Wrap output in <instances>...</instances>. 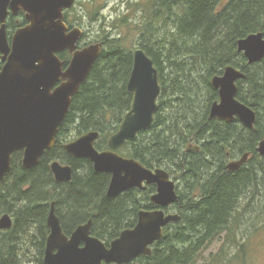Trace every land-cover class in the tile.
Returning <instances> with one entry per match:
<instances>
[{
	"label": "trees",
	"instance_id": "obj_1",
	"mask_svg": "<svg viewBox=\"0 0 264 264\" xmlns=\"http://www.w3.org/2000/svg\"><path fill=\"white\" fill-rule=\"evenodd\" d=\"M79 2L64 13L70 28L84 29L76 10ZM130 7L136 11L131 16L101 25L94 42L102 44L100 56L73 96L55 146L32 168L23 165L24 150L12 154L11 168L0 181V217L9 213L14 224L11 229H0V264H46L47 216L53 201L64 232L70 235L92 219L91 234L107 246L122 230L135 226L141 209L158 208L151 201L156 185L109 198L111 173L95 171L89 158L72 156L64 148L72 136L90 131L100 134L95 143L98 150L108 148L109 138L132 107L134 94L127 84L136 44L153 59L162 92L153 124L118 152L170 173L177 183L178 199L165 210L181 219L164 227L151 255H140L126 264H194L218 235L231 234L234 225L243 223L251 200L264 197V157L257 151L264 138V58L250 64L238 51L240 38L264 32V0H136ZM102 8L98 4L93 17ZM27 22L23 12H10L9 34ZM125 28L127 37H136L122 36ZM84 37L85 32L79 48L93 44ZM58 54L67 67L71 52ZM227 65L246 73L238 81L237 97L256 111L253 129L239 120L210 117V107L219 98L211 78L221 75ZM198 80L208 87L206 98ZM190 144L199 145L200 150L188 151ZM245 153L249 154L246 163L229 170L228 163ZM55 160L72 166L71 181L56 180L51 169ZM236 213L239 220L234 222ZM38 235V253L25 258L32 256L27 242L32 245Z\"/></svg>",
	"mask_w": 264,
	"mask_h": 264
},
{
	"label": "water",
	"instance_id": "obj_2",
	"mask_svg": "<svg viewBox=\"0 0 264 264\" xmlns=\"http://www.w3.org/2000/svg\"><path fill=\"white\" fill-rule=\"evenodd\" d=\"M76 0H0V181L11 168L12 154L24 150L23 165L32 168L56 144V136L64 121L73 96L89 76L100 56L102 44L93 43L83 48L78 43L83 35L80 27L70 28L64 21V12ZM25 11L27 23L17 28L11 42L8 37L9 13ZM68 50L72 58L67 67L59 57ZM238 51L243 52L250 64L264 58V32H254L238 40ZM244 71L227 65L221 75H214L212 86L219 91V99L211 105L210 117L232 122L239 119L249 128H255L256 111L238 99V81ZM128 90L134 94L131 109L126 113L117 132L108 140V148L95 146L100 134L90 131L64 144L75 157L89 158L97 172L111 173L107 189L109 198L138 188L146 190L156 185L151 201L158 209H141L134 227L122 230L110 246L91 234L93 220L79 225L70 235L62 227L51 203L47 217L50 233L46 239V264H126L140 255H151L152 245L163 236L164 227L179 221L177 213L165 208L178 199L177 183L164 168H149L134 157L121 155L118 150L128 140L149 128L155 120L158 99L162 92L158 70L153 59L142 47L134 49V64L128 81ZM190 144L188 151L199 150ZM264 156V138L258 144ZM249 158L228 163L229 170L241 168ZM52 172L58 181H71L73 168L55 160ZM13 218L6 213L0 217V229H10Z\"/></svg>",
	"mask_w": 264,
	"mask_h": 264
},
{
	"label": "rangeland",
	"instance_id": "obj_3",
	"mask_svg": "<svg viewBox=\"0 0 264 264\" xmlns=\"http://www.w3.org/2000/svg\"><path fill=\"white\" fill-rule=\"evenodd\" d=\"M79 1L77 3L78 7H76L77 15L81 18L82 27L85 30L84 39L86 42L89 41L91 43L96 42V36L97 33L101 32L102 24L112 23L113 21L117 22V20L122 19L124 16H131V13L136 12L130 7V4L135 3L136 0ZM98 4L102 5L103 8L96 17H93V10ZM21 11L23 12V10ZM134 20L138 21V19ZM108 27H111V24H108ZM120 33L126 37L129 35L126 28ZM135 37L136 35H132L127 38L131 39ZM136 46L137 44L133 49L137 48ZM197 83L200 86L201 93L205 94L206 98L209 90L205 81L199 82L198 80ZM78 137L72 136L68 142ZM238 220L239 214L236 213L234 222ZM238 223V225H234L235 230L233 233L223 232L221 235H218L217 239L199 254L194 264H264V197L251 200L248 212L243 217V223L242 220ZM39 239L40 236L38 235V237L32 238V245L27 242L30 245V250H32V256L28 254L24 256L25 258L32 259L38 253L35 249H38ZM232 239H235L236 242L231 241Z\"/></svg>",
	"mask_w": 264,
	"mask_h": 264
},
{
	"label": "flooded vegetation",
	"instance_id": "obj_4",
	"mask_svg": "<svg viewBox=\"0 0 264 264\" xmlns=\"http://www.w3.org/2000/svg\"><path fill=\"white\" fill-rule=\"evenodd\" d=\"M76 2H77V0H76ZM76 2H75V3H76ZM74 5H75V4H74ZM74 5H73V6H74ZM21 10H22V9H21ZM21 10H19V12H18L19 14L22 12ZM23 13L25 14L24 11H23ZM16 15H17V14H16ZM7 28H8V26H7ZM9 32H10V31H9V29H8V37H9V41L11 42V37H12V35H10ZM0 63H1V66H0V69H1L2 66H3V64H4V61H3L1 58H0ZM172 179H173V178H172ZM148 186H149V185H148ZM148 186H147V187H148ZM146 189H147V188H146ZM154 193H155V192H154ZM154 193H153V194H154ZM158 208H159V206H158ZM158 208H156V209H158ZM8 214H9V213H8ZM10 215H11V214H10ZM13 224H14V220H13ZM63 230H64V229H63ZM65 233H66V232H65ZM66 234H67V233H66ZM67 235H68V234H67ZM109 246H110V245H109Z\"/></svg>",
	"mask_w": 264,
	"mask_h": 264
},
{
	"label": "bare ground",
	"instance_id": "obj_5",
	"mask_svg": "<svg viewBox=\"0 0 264 264\" xmlns=\"http://www.w3.org/2000/svg\"><path fill=\"white\" fill-rule=\"evenodd\" d=\"M121 63V62H120ZM209 64V63H208ZM216 65V64H215ZM113 69V68H112ZM224 72V71H223ZM245 73V72H244ZM97 74V73H96ZM223 74V73H222ZM245 76H246V73H245ZM111 78V77H110ZM212 79V78H211ZM249 85V84H248ZM217 90V89H216ZM218 93H219V91H218ZM99 95V94H98ZM95 96V95H94ZM219 99V98H218ZM210 112H211V107H210ZM214 118H216V117H214ZM219 120V119H218ZM235 120H239V119H235ZM234 120V121H235ZM225 121V120H224ZM227 122V121H226ZM233 122V121H232ZM239 122L241 123V124H243L240 120H239ZM246 126V125H245ZM179 131V130H178ZM200 150V149H199ZM257 151H258V149H257ZM231 153V152H230ZM259 153V152H258ZM260 155V154H259ZM261 156V155H260ZM262 157H264V156H262ZM241 158V157H240ZM236 159H239V158H236ZM179 160V159H178ZM235 160V159H234ZM232 161V160H231ZM191 180V179H190ZM52 203V202H51ZM13 206V205H12ZM50 207H51V205H50ZM48 217V216H47ZM7 238V237H6ZM5 239V238H4ZM12 251V250H11ZM19 254V253H18ZM9 259V258H8Z\"/></svg>",
	"mask_w": 264,
	"mask_h": 264
}]
</instances>
